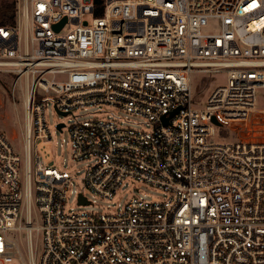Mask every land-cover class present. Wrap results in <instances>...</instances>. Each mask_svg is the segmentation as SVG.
Here are the masks:
<instances>
[{
	"label": "built area",
	"instance_id": "1",
	"mask_svg": "<svg viewBox=\"0 0 264 264\" xmlns=\"http://www.w3.org/2000/svg\"><path fill=\"white\" fill-rule=\"evenodd\" d=\"M97 6L21 0L15 24L0 25L13 103L23 79V156L0 130L2 261L35 264V234L39 264H264V0H102L99 15ZM209 19L217 33L201 32ZM217 71L226 83L195 104L192 74ZM48 105L61 116L100 108L68 125L69 159L84 163L78 208L65 206L74 176L31 153L32 135L51 138ZM126 180L164 196L88 208L89 195L111 200ZM9 230L25 232L26 261Z\"/></svg>",
	"mask_w": 264,
	"mask_h": 264
},
{
	"label": "rangeland",
	"instance_id": "2",
	"mask_svg": "<svg viewBox=\"0 0 264 264\" xmlns=\"http://www.w3.org/2000/svg\"><path fill=\"white\" fill-rule=\"evenodd\" d=\"M21 0H17V7L19 9ZM18 13V12H17ZM85 18L90 19L89 15ZM19 24L22 25L19 19ZM219 22L216 19H209L207 23L201 27L202 33H217L219 31ZM193 79V94L194 103L199 98L200 104H205V100L210 91L218 85L225 84L227 81V75L225 71H217L213 73L201 74L194 72L192 74ZM12 77L0 73V130H2L16 151L23 156V93L21 91L23 85V79H20L17 83L16 100L13 103L12 97L8 90ZM257 102L258 107H264V88L257 90ZM98 106L88 107L87 109H75L73 115L61 116L48 105L45 109V116L48 130L51 134V138H35L31 137V153L36 151L39 154L40 160L46 167L61 166L65 167L72 176L71 184L69 187L68 198L66 199V208H78L76 203V195L74 190H78L82 186V179L84 173L83 162H72L69 159V137H68V125L75 121V119L83 120L101 116ZM122 116H127L131 120L129 123L131 126L140 127L143 129H149L150 124L143 122V119L139 116H135L121 110L118 111ZM59 120L65 122V126L61 129L56 127V123ZM142 195L144 198L152 200L158 199L164 196V192L161 189L154 188L146 185L143 182L126 180L114 194L111 200L101 199L96 196H90L91 200L95 203L88 208H92L97 211H105L109 207H117L118 204L125 202L131 195ZM23 223V222H22ZM7 236L15 242L14 250H18V254L26 261L27 260V238L24 231H7ZM32 241L35 248V264H39V241L35 234L32 235ZM19 259L15 257L11 262H3L0 257V264H18Z\"/></svg>",
	"mask_w": 264,
	"mask_h": 264
},
{
	"label": "trees",
	"instance_id": "3",
	"mask_svg": "<svg viewBox=\"0 0 264 264\" xmlns=\"http://www.w3.org/2000/svg\"><path fill=\"white\" fill-rule=\"evenodd\" d=\"M97 6L96 15L102 12V0H94ZM17 0H0V25H14L17 18Z\"/></svg>",
	"mask_w": 264,
	"mask_h": 264
},
{
	"label": "water",
	"instance_id": "4",
	"mask_svg": "<svg viewBox=\"0 0 264 264\" xmlns=\"http://www.w3.org/2000/svg\"><path fill=\"white\" fill-rule=\"evenodd\" d=\"M65 22V18H63L61 21H59L58 23H55L54 24V28L55 29H59L61 26H62V24ZM59 112V111H58ZM59 113H63L64 114V112H59ZM174 112H171V114H173ZM167 120V118H165L164 119V121H166ZM61 125H62V123H58L57 124V128H60L61 127ZM79 202H81V203H85L86 202V199L82 196V195H79Z\"/></svg>",
	"mask_w": 264,
	"mask_h": 264
},
{
	"label": "bare ground",
	"instance_id": "5",
	"mask_svg": "<svg viewBox=\"0 0 264 264\" xmlns=\"http://www.w3.org/2000/svg\"><path fill=\"white\" fill-rule=\"evenodd\" d=\"M30 257H32V256H31V253H30Z\"/></svg>",
	"mask_w": 264,
	"mask_h": 264
}]
</instances>
